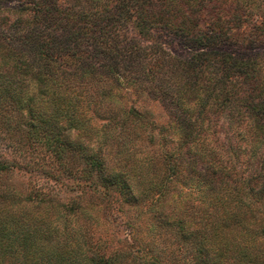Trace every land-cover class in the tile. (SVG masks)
Segmentation results:
<instances>
[{
    "label": "trees",
    "instance_id": "16d2710c",
    "mask_svg": "<svg viewBox=\"0 0 264 264\" xmlns=\"http://www.w3.org/2000/svg\"><path fill=\"white\" fill-rule=\"evenodd\" d=\"M259 48L264 0H0V137L21 133L65 171L78 153L96 185L148 202L158 228L176 224L188 264L251 262L264 254V55L242 52ZM18 166L0 158V174ZM13 188H0V207L49 203ZM185 188L198 203L178 205ZM1 209L0 264H62ZM88 252L83 264H126Z\"/></svg>",
    "mask_w": 264,
    "mask_h": 264
},
{
    "label": "rangeland",
    "instance_id": "374dc122",
    "mask_svg": "<svg viewBox=\"0 0 264 264\" xmlns=\"http://www.w3.org/2000/svg\"><path fill=\"white\" fill-rule=\"evenodd\" d=\"M168 47L176 54L182 53V48L175 41H169ZM242 53L247 57L262 56L264 48L244 50ZM136 105L149 111L156 122H166L167 115L159 103L140 98ZM103 123L96 119L91 121L95 127L94 134L102 133ZM9 136L7 139L0 137V158L17 163L19 168L0 174V188L11 184L13 189H19V195L30 192L42 194L49 203H24L19 196V202L0 208L4 212L19 214V226L34 231L37 243L50 246L48 254H52L53 260L62 256L64 261L76 259L83 264L88 250H92L105 255L119 254L126 264H188L191 253L180 241L176 224L162 228L154 225L148 202L138 206L128 205L119 192H106L96 185L94 175H88L83 158L78 153L75 157L69 156L68 170L65 171L49 152L25 140L21 133ZM67 136L72 143L83 147L98 146L90 138L91 133L71 131ZM220 137L224 140L223 133ZM18 139L19 147L15 144ZM184 190L187 194L180 196L178 205L192 200L198 203L200 196L195 189ZM169 220L172 224L173 219ZM46 235L49 237L45 241ZM64 261L62 264L66 263ZM245 263L264 264V254L251 262L241 261V264Z\"/></svg>",
    "mask_w": 264,
    "mask_h": 264
}]
</instances>
